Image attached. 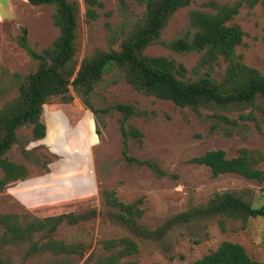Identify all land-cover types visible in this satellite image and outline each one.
Instances as JSON below:
<instances>
[{"label":"rangeland","instance_id":"374dc122","mask_svg":"<svg viewBox=\"0 0 264 264\" xmlns=\"http://www.w3.org/2000/svg\"><path fill=\"white\" fill-rule=\"evenodd\" d=\"M72 1L78 7L75 52L78 63L96 49H118L121 41L137 27L145 10V5L136 0H99L102 5L94 6L98 16L89 19L88 2ZM210 1L232 4L240 0H191L170 16L159 41L144 48L143 54L165 56L182 64L187 78L208 72L211 78L221 81L227 65L221 57L211 66L200 65V52L180 53L162 43L190 37L194 31L190 25L191 10L214 12ZM8 9L10 16L0 18V109L17 97L19 84L37 66V61L19 44L21 28L27 29V44L35 51L49 47L59 34L52 5L10 0ZM233 23L243 31L235 55L264 75L262 0L253 7L243 1L238 13L227 22ZM70 93L72 97L68 100L53 96L43 105L40 119L46 129L42 138H34L30 126L16 131L17 141L6 156L24 164L27 175L0 189V216L15 214L23 223L33 217L64 212L78 214L92 208L97 213L58 226L54 237L77 245L75 253L55 255L41 249L31 253L28 244L7 243L2 246L3 258L12 264H91L107 253L103 240L131 236L138 249L128 259L138 264H192L224 240L242 244L251 257L264 263L262 216L227 219L225 229L220 227L218 216L193 219L173 224L159 239L142 238L109 220L112 208L103 197L104 191H113L126 203L141 199L143 214L139 221L149 228L158 227L165 219L191 206L206 203L216 191L243 193L252 205L264 206L261 191L264 181L235 173L212 176L207 166L189 161L210 149H223L227 157H232L245 148L258 158L257 167L264 171V98L257 97L251 104L220 108V113L237 120L235 124L217 121L212 117L213 108L198 112L137 90L117 67L103 75L89 96L97 113L88 108L80 93L73 88ZM119 103L129 104L140 112L125 121L126 128L134 125L143 133L141 142L128 136L127 154L155 162L165 175L124 157L122 115L116 107ZM250 111L255 120L239 118L240 113ZM3 232L0 223V237ZM41 234L34 236L35 240L40 239L38 244L44 240Z\"/></svg>","mask_w":264,"mask_h":264},{"label":"trees","instance_id":"16d2710c","mask_svg":"<svg viewBox=\"0 0 264 264\" xmlns=\"http://www.w3.org/2000/svg\"><path fill=\"white\" fill-rule=\"evenodd\" d=\"M89 19L98 16L94 6H101L99 0H86ZM122 2L124 0H121ZM145 5L143 17L128 37L123 39L118 49H96L84 56L78 63L75 59L78 7L72 0H28L34 5L54 6L53 19L59 34L49 47L40 51L27 44V29L21 28L19 44L37 61L36 69L28 74L18 86V95L0 109V189L9 182L23 179L27 175L24 164L10 160L6 152L17 141L16 131L22 126H30L34 138L45 135V124L41 121L43 105L53 96L64 100L72 97L70 89L83 96L88 108L97 113L89 102V96L103 75L113 67L122 70L124 78L134 88L145 94L171 100L176 105L191 107L196 111L213 108V118L217 121L237 123V120L219 112L232 105L251 104L257 97L264 98V75L256 68L243 64L235 55V47L241 43L243 31L236 23L227 24L238 13L242 2L253 7L259 0H240L232 4H218L210 1L214 12L191 10L190 25L192 35L162 42L168 48L180 53L200 52V65L211 66L221 57L227 62L221 81L217 82L208 72L191 79L185 77L186 68L165 56H148L144 48L159 41L160 34L170 16L191 0H136ZM264 5V0H262ZM121 113L120 128L125 141L123 155L128 161L146 164L159 175L155 162L138 160L127 154L126 139L132 136L141 142L143 133L134 125L125 127V121L140 114L129 104H117ZM105 111V110H104ZM107 111V110H106ZM241 120H255L252 111L239 114ZM216 125H213V128ZM99 133V131H97ZM256 158L248 149H241L238 155L227 157L223 149H210L190 158V162L203 164L212 176L235 173L258 182L264 181V171L257 167ZM264 194V187L261 188ZM103 197L109 209V220L127 229L132 235L142 238L159 239L176 223L193 219L219 217V225L225 229L227 219L264 217V206H254L243 193L216 191L206 203L191 206L179 212L156 228H149L139 221L143 214L141 199L126 203L119 200L113 191H104ZM94 208L83 213L64 212L42 218L33 217L24 222L15 214H2L0 223L4 232L0 237V264H12L1 256L2 246L7 243H25L31 253L48 250L52 254L77 252V245L66 244L54 237L58 226L66 221L70 224L85 220L96 214ZM42 233L44 240L34 239ZM106 254L96 258L91 264H138L128 258L137 252V242L131 236H120L102 241ZM192 264H264L251 257L238 242L224 240L210 252L195 259Z\"/></svg>","mask_w":264,"mask_h":264},{"label":"crops","instance_id":"0c3cea01","mask_svg":"<svg viewBox=\"0 0 264 264\" xmlns=\"http://www.w3.org/2000/svg\"><path fill=\"white\" fill-rule=\"evenodd\" d=\"M10 7V0H0V18L5 16L6 14H10L9 8ZM4 10L6 11L4 13ZM10 16V15H9Z\"/></svg>","mask_w":264,"mask_h":264}]
</instances>
